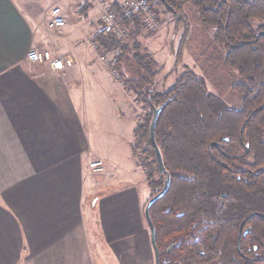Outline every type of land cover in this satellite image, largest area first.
Instances as JSON below:
<instances>
[{
	"label": "crops",
	"instance_id": "0c3cea01",
	"mask_svg": "<svg viewBox=\"0 0 264 264\" xmlns=\"http://www.w3.org/2000/svg\"><path fill=\"white\" fill-rule=\"evenodd\" d=\"M41 1L51 2L0 0V264H155L147 193L133 181L105 184L89 167L103 161L105 172L116 158L95 155L99 141L81 76L121 87L102 63H92L88 29L95 8L75 2L70 9L62 0V30L51 27L52 3ZM71 10L81 19L72 20ZM33 50L52 52L62 70L32 64ZM132 126L116 132L118 145L133 144L136 121Z\"/></svg>",
	"mask_w": 264,
	"mask_h": 264
},
{
	"label": "trees",
	"instance_id": "16d2710c",
	"mask_svg": "<svg viewBox=\"0 0 264 264\" xmlns=\"http://www.w3.org/2000/svg\"><path fill=\"white\" fill-rule=\"evenodd\" d=\"M146 1L164 5L178 26L190 4L202 26L214 30V42L228 49L223 69L242 80L231 76L229 86L242 96L240 111L227 109L188 70L170 90L158 92L159 71L151 56L107 33L96 35L102 51H120V80L150 110L134 131L131 149L134 159L145 157L140 163L149 168L151 198L166 178L149 135L153 109L162 108L155 137L171 185L150 210L161 264H264V26L253 24L264 20V0ZM140 21L137 15L123 17L126 27Z\"/></svg>",
	"mask_w": 264,
	"mask_h": 264
},
{
	"label": "rangeland",
	"instance_id": "374dc122",
	"mask_svg": "<svg viewBox=\"0 0 264 264\" xmlns=\"http://www.w3.org/2000/svg\"><path fill=\"white\" fill-rule=\"evenodd\" d=\"M68 1L70 2V4L68 3L70 9L75 8V2H81V4H85L86 6L91 5L90 0ZM44 2L41 1L42 6L44 5L43 7H46L47 3H52L51 9H53L60 7L62 0L46 1V4ZM91 6L95 8V13L92 16V20H95V23L92 28L88 29L89 41L93 38L96 40V35L99 33H107L101 24L100 17L102 15V8L113 6L112 10L116 12L118 22L127 35L124 42L118 43L120 45H128L131 49L134 47L140 55H149L156 62V70L159 71L158 77L155 80L156 91L166 92L170 90L184 72L188 70L196 76L203 78L208 92L221 99L227 109L236 111L242 109V96L229 88L231 76L236 77L235 80L238 83L242 82V80L239 79L235 71L224 70L221 66V60L225 57L228 49L220 47L214 42V30L202 26L197 12L190 4L185 6L184 15L180 22L181 25L178 26L173 14L164 5L155 3L154 10L156 12L157 25L154 30H150L141 21L137 26H124L123 17L131 18L135 14L120 7L116 0H102V8L100 6ZM82 11L80 10L81 13H85ZM71 16L73 17L72 20L81 19L78 12H74ZM253 24L256 28L261 25L264 26V20L255 21ZM185 29H188V34ZM107 34L110 35V32ZM180 51L182 53L181 62H177V55L180 54ZM94 62L99 67L104 66H102V62L98 58L95 60L93 58L92 63ZM105 70L110 74L107 68ZM82 77H84L83 82L87 91L86 99L88 101L90 129L92 132L95 131L94 135L99 141V151L95 155L98 158L106 159L107 155L112 154L114 159L116 158L114 164L106 166L105 172L102 173L105 176V184L121 185L133 181L141 186L143 194L147 193V197L151 198L152 191L148 188L145 177V172L149 168L143 167L142 163L144 162L140 163V161H144L145 157L142 156L141 159H134L128 141L120 142L121 144L118 145L114 136L119 131L126 132L129 130L131 132L133 130V120L136 121V127L145 121L150 114L149 108L137 96L126 90L119 78L118 72L110 75V77L114 80L113 82H116L115 86L120 84V90L97 84L95 80L93 81L90 78L87 72H84ZM116 112L122 117L121 123L114 116ZM134 141L135 136L132 142ZM129 162H131L130 165ZM148 163L146 160L145 164L147 165ZM132 167L135 168V171H133ZM102 195L101 192L97 198ZM143 196L146 197L145 194ZM97 198L90 200V211L95 209L93 205ZM95 225V221L92 220L90 226L94 227Z\"/></svg>",
	"mask_w": 264,
	"mask_h": 264
},
{
	"label": "built area",
	"instance_id": "2783aa9c",
	"mask_svg": "<svg viewBox=\"0 0 264 264\" xmlns=\"http://www.w3.org/2000/svg\"><path fill=\"white\" fill-rule=\"evenodd\" d=\"M118 5L130 13H133L141 18V22L147 26L150 30H154L156 22V12L154 10L155 3H148L146 0H116ZM91 5L102 6V0H90ZM106 6V5H105ZM113 9V6L102 8V15L100 17L101 24L103 25L105 32L109 33L111 37L117 42H124L126 40V32L121 28L118 22L117 14ZM51 27L55 29H63L66 27V20L63 16L60 7H55L51 11ZM91 50L96 54L97 58L102 62L105 68L108 69L110 75L116 74V62L120 56L119 50L111 52H105L100 49V46L96 40L90 42ZM28 60L32 64L47 65L53 71H60L63 68V62L61 59L54 57L50 51L33 50L28 55ZM93 172L101 174L104 172L103 161H93L89 165Z\"/></svg>",
	"mask_w": 264,
	"mask_h": 264
},
{
	"label": "water",
	"instance_id": "95a60500",
	"mask_svg": "<svg viewBox=\"0 0 264 264\" xmlns=\"http://www.w3.org/2000/svg\"><path fill=\"white\" fill-rule=\"evenodd\" d=\"M161 1L163 3L165 2L164 0H161ZM263 34L264 33L260 34V36L263 35ZM161 111H162V108H154L153 109V116H152L151 123H150L149 135H150L151 144H152V146L154 148L155 158H156V162H157L159 171L162 174H165L166 178H165V181H164L163 189L157 195H155L152 198H150L148 200L145 208H144V216H145V220L147 222V225H148V228H149V231H150L151 245H152L153 252H154L155 264H161V261H160L159 251H158V248H157V245H156V231H155V227L153 225L152 219H151L150 210H151V207L156 202H158L159 200L164 198V196L169 191V188H170V185H171V176L166 170V167L164 165L163 156H162V153L160 151V148H159V146L157 144L156 137H155L156 125H157L158 118H159V116L161 114ZM244 224H245V222L242 224V226L240 228L239 239H241V234H242V229H243ZM247 232L248 231H246L245 234H247Z\"/></svg>",
	"mask_w": 264,
	"mask_h": 264
}]
</instances>
